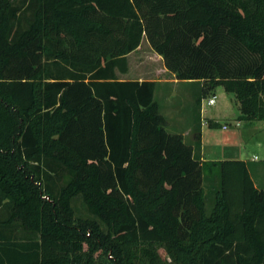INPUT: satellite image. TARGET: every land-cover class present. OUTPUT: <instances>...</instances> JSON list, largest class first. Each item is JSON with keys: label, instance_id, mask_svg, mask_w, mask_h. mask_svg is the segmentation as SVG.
Wrapping results in <instances>:
<instances>
[{"label": "trees", "instance_id": "16d2710c", "mask_svg": "<svg viewBox=\"0 0 264 264\" xmlns=\"http://www.w3.org/2000/svg\"><path fill=\"white\" fill-rule=\"evenodd\" d=\"M143 37L264 121V0H0V264H264L246 162L200 160L154 80L116 77Z\"/></svg>", "mask_w": 264, "mask_h": 264}, {"label": "rangeland", "instance_id": "374dc122", "mask_svg": "<svg viewBox=\"0 0 264 264\" xmlns=\"http://www.w3.org/2000/svg\"><path fill=\"white\" fill-rule=\"evenodd\" d=\"M161 63L162 60L151 49L146 38L143 37L136 52L128 57L129 72L120 77L129 79L161 78ZM213 95L215 96V103L207 105V99ZM199 98L202 101L203 122L201 153L206 161L238 158L247 161L253 159V162L247 163L249 171L258 184L264 182V121L239 119V125L235 126L236 114L240 113L238 103L234 94L224 91L222 86H208L201 81H194L178 84L172 89L168 97L157 91L155 99L159 104V112L168 121L166 130L168 132L180 130L188 133L194 123H198L197 126H199L200 103L197 102ZM214 116H219V122H224L223 124L227 125L226 130L221 127L209 128L205 125L207 118ZM190 141V137H187V142ZM214 177L216 183L217 175ZM204 182L205 187H208V184L212 185L209 180ZM205 190L208 191V189ZM72 206L77 217L87 218L90 216L80 197L73 199ZM211 206L212 202L207 199V212L210 211ZM14 235L23 237V234L18 230H15Z\"/></svg>", "mask_w": 264, "mask_h": 264}, {"label": "crops", "instance_id": "0c3cea01", "mask_svg": "<svg viewBox=\"0 0 264 264\" xmlns=\"http://www.w3.org/2000/svg\"><path fill=\"white\" fill-rule=\"evenodd\" d=\"M139 47V46H138ZM137 47V48H138ZM137 48L135 50H133L132 52L128 53L126 55V59H127V71L125 73H121L119 70H115V74H116V77L119 79V80H128L129 78H121L120 76L122 75H125L127 72H129L130 70V67H129V64H128V57L133 54L134 52H136ZM158 55V54H157ZM158 57L160 58V60H162V57L161 55H158ZM161 78L158 77V78H155V79H145V78H135L136 80H154L156 82V87H155V92H154V99H155V94H157V91L159 93H161L162 95L168 97L170 96V93L172 91V89L177 86L178 84H181V83H192L194 81H181V80H177L175 78V75L171 72H169L163 65V62L161 63ZM134 79V78H132ZM202 82V81H201ZM155 101L157 102V100L155 99ZM158 103V102H157ZM159 106V104H158ZM199 113H200V117H199V126H197L198 123H194V125L191 127V129L187 132H184V131H180V130H176L174 132H169V133H176V134H181L183 136V141L188 144V145H191L193 147V150H194V153L198 154V157L200 158V160H206L202 153H201V149L203 147V140H202V101H200V105H199ZM240 113L236 114V119L235 121H240L238 119V116H239ZM227 118V117H225ZM166 119V118H165ZM219 116H214V117H208L207 120H211L213 123H217L218 127H221L222 128V125L223 123H220L219 122ZM167 121V119H166ZM167 125H168V121H167ZM206 126H208L207 123H205ZM209 127V126H208ZM199 128V129H198ZM209 128H212V127H209ZM223 129V128H222ZM227 129V128H226ZM224 129V130H226ZM187 137L189 138L190 137V142H187ZM197 142L199 143L198 145V151H197ZM240 160H243L246 162V166L248 168V165L247 163L250 161V162H253V159H249V160H245V159H242V158H238ZM215 160H224V159H215ZM248 171H249V168H248ZM249 174L254 182V185L256 186L257 189H260V190H263L264 191V182H260L259 184L254 180L253 176L251 175L250 171H249ZM205 175V181H206V178H207V175ZM205 183V182H204ZM213 185V184H212ZM211 187L210 184H208V187H205V189H209Z\"/></svg>", "mask_w": 264, "mask_h": 264}, {"label": "built area", "instance_id": "2783aa9c", "mask_svg": "<svg viewBox=\"0 0 264 264\" xmlns=\"http://www.w3.org/2000/svg\"><path fill=\"white\" fill-rule=\"evenodd\" d=\"M207 105H213L215 103V96L213 95L212 97L208 98L207 101H206ZM235 126H238L239 125V121H235ZM222 128L223 129H226L227 128V125L226 124H223L222 125Z\"/></svg>", "mask_w": 264, "mask_h": 264}]
</instances>
